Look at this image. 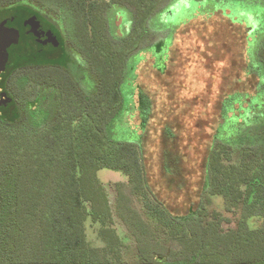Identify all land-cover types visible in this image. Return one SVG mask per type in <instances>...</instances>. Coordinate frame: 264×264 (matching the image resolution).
Here are the masks:
<instances>
[{"label":"trees","instance_id":"trees-1","mask_svg":"<svg viewBox=\"0 0 264 264\" xmlns=\"http://www.w3.org/2000/svg\"><path fill=\"white\" fill-rule=\"evenodd\" d=\"M177 1L57 0L70 13L73 52L65 67L11 71L10 102L0 101V264H264V148L255 143L264 138V13L261 19L255 14L256 39L246 51L253 95L240 91L222 99L230 67L227 25L215 14L197 13L164 30L156 17ZM188 1L264 9V0ZM160 33L171 34L167 48L166 36L150 43ZM162 49L166 60L159 68L153 53ZM138 53L143 62L127 105V62ZM78 55L89 84L69 69ZM148 65L157 76L156 93L138 83ZM155 94L167 109L159 116ZM5 110L10 114L2 115ZM135 114L138 131L129 130L135 140H114L115 124ZM157 117L168 124L153 144L148 129ZM103 169L127 179L114 185V206L97 177ZM153 170L165 181L173 178L171 187L162 189L159 176L152 180ZM202 175L203 196L223 199L226 212L238 217L235 229L222 230L218 213L206 222L200 217L195 184ZM114 216L135 243L133 262L125 260L129 248L113 228ZM88 219L99 225V247L86 238ZM251 220L262 224L251 228Z\"/></svg>","mask_w":264,"mask_h":264},{"label":"rangeland","instance_id":"rangeland-1","mask_svg":"<svg viewBox=\"0 0 264 264\" xmlns=\"http://www.w3.org/2000/svg\"><path fill=\"white\" fill-rule=\"evenodd\" d=\"M199 10L203 13H199ZM24 11V10H23ZM203 14L205 18H209L212 16V14H215V16L218 19H223L225 21V24L227 25L228 29V45H227V51L230 55V67L227 69V72L225 74L224 78V89L223 93L221 95L222 99H224L227 95L235 92L244 91L247 93H251L253 95V89H251V86L253 85V78L246 77L244 74V67L246 63V51L248 50V47L252 46L255 43V40L252 39V37H255L254 34L256 29L255 26H257L259 22H257L258 19H254L255 14H258L257 17L261 19L262 14L264 13V9H262L259 6L255 7H249V6H240V4L236 2H231L225 5H215L213 3H207L206 1H203L201 3H196L194 1H188V0H179L172 4V6L166 10L165 14H161L156 17V23L162 24V28L164 30H173L174 28L178 27L181 24H184L186 22H189L192 18L196 17V14ZM261 15V17H260ZM120 16V15H119ZM121 16L123 17V13H121ZM198 16V15H197ZM252 16V17H251ZM125 26V24H120L118 26L119 33H122V27ZM250 27H252V31L250 33ZM258 33H261L260 31ZM166 36V33H160L157 35V37L154 38L152 43H156L159 40H163ZM171 34L166 36L165 38V48L168 47V43L171 39ZM59 40L57 43L58 45H55L54 47L56 49L50 50V51H43L39 52L35 49H31L30 47H21L20 49L16 50L17 60L13 63V67L10 71L16 70L18 68L23 67H29V66H39V65H62L64 66L67 62V57L63 54V39L62 36H58ZM145 52H152L153 48H149L147 50H144ZM166 50L162 49L160 53L156 54L153 53L156 65L161 68L162 64L166 60ZM141 55L143 54L142 52ZM136 54L133 57H131L128 62V75L125 79V82L123 83V93L125 95V101L128 105L130 100V92L134 90V79H135V73L137 66L139 63L143 62V57L141 55ZM152 63V61H149ZM148 62V64H149ZM147 66L148 69L146 71H143L142 68H140V71H143V73L139 72L138 77V83L141 84L146 89H152L153 93H156L157 89V83L156 74L151 71V68ZM148 72V73H147ZM250 80V81H248ZM2 88L3 85H0ZM156 95V94H155ZM155 106L157 115L159 116V111L161 113H166V108L162 109L160 107V100L157 98V95L155 96ZM126 105V107H127ZM165 106V105H163ZM245 107V105L243 106ZM9 110V109H8ZM8 110H5L2 112L3 114L9 115L10 112ZM229 114L228 116H230ZM174 119L177 122V125L180 126V123L183 124L184 120H181V115L174 114ZM212 117V116H211ZM160 119L157 117L155 118V121L150 124V127L148 129L149 134V142L153 144H156V140L159 136L160 129L163 125L168 124L167 119L163 120L159 123ZM170 121V119H169ZM135 129L138 131L139 128V118L138 115L135 114L133 118L129 121L124 118V120H119L113 129V138L116 141H129L133 142L136 138L134 134H131L129 130ZM213 129V127H212ZM211 129V130H212ZM148 136V135H147ZM256 145L259 148H264V138L258 139L256 142ZM209 148V147H207ZM236 158V156L234 155ZM204 163V161H203ZM154 165V164H153ZM158 165V164H157ZM160 168V165H159ZM160 169L157 170L159 172ZM202 170H204V166L202 165ZM154 171V170H153ZM154 171L152 174V180L156 178V176H159V173ZM162 176V175H161ZM97 177L100 180V182L103 184V186L107 190V195L110 200V203L112 206L115 204L116 199V190L114 185L117 183L126 184L127 179L117 171H111L107 169H103L98 171ZM160 177V176H159ZM163 177V176H162ZM160 177V186L163 187L170 186L171 183H173V178L164 177L166 181ZM171 179V180H170ZM204 183V175L201 176L200 179H197L196 186H197V194L198 196H201L202 204L198 206V213L200 217L203 219L204 222L206 220H210V216L212 213H218L221 217V229L222 230H228V229H235L238 222V217L232 213H228L225 210V204L223 199L220 196H208L202 194V185ZM206 198L209 202H207ZM196 204V203H195ZM138 208L135 206V203L132 205V208ZM171 212H174L175 214H180L182 210L180 208H175V206H170ZM113 228L115 229L116 233L120 236V238L123 239V242L128 246V251L125 254V260L127 262H133L135 259H137L136 256V250H135V243L132 239V237L129 236L128 227L125 223L121 222L116 216L113 218ZM261 222L259 220H251L248 225L251 228H258L261 226ZM99 228L98 224L91 223L90 219H88L85 223V230H86V238L88 242L94 246L99 247L101 246L100 241L97 238L96 231ZM161 243L164 244V238L161 236ZM167 245V249L170 248L169 244ZM165 245V246H166ZM161 260V256L159 254L158 257L154 258V261Z\"/></svg>","mask_w":264,"mask_h":264},{"label":"flooded vegetation","instance_id":"flooded-vegetation-1","mask_svg":"<svg viewBox=\"0 0 264 264\" xmlns=\"http://www.w3.org/2000/svg\"><path fill=\"white\" fill-rule=\"evenodd\" d=\"M69 18L70 13L63 11L57 0H0V30L15 33L17 36V43L10 44L1 52L4 57L0 54L3 64V69L0 71V85H3L2 88L0 87L1 104L5 100V94L9 96L7 93L9 80L6 78L11 72L13 63L17 60L15 54L17 49L30 47L39 52L50 51L56 49L54 46L60 41L58 36H62L64 56L69 51L73 52L67 38L71 29ZM39 66L23 68L37 69ZM19 69L21 68L16 70ZM69 69L76 76L77 81L84 84L90 83L86 63L80 55L75 56Z\"/></svg>","mask_w":264,"mask_h":264},{"label":"water","instance_id":"water-1","mask_svg":"<svg viewBox=\"0 0 264 264\" xmlns=\"http://www.w3.org/2000/svg\"><path fill=\"white\" fill-rule=\"evenodd\" d=\"M17 43V36L15 33H10L8 31H1L0 30V54L4 50L5 47H8L10 44ZM1 57H4V54H1ZM3 69V64L1 63L0 58V71ZM5 100L3 101V105L10 102V99L5 94Z\"/></svg>","mask_w":264,"mask_h":264}]
</instances>
